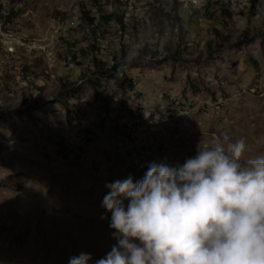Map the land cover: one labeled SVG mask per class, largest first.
Wrapping results in <instances>:
<instances>
[{
  "label": "rangeland",
  "instance_id": "obj_1",
  "mask_svg": "<svg viewBox=\"0 0 264 264\" xmlns=\"http://www.w3.org/2000/svg\"><path fill=\"white\" fill-rule=\"evenodd\" d=\"M0 1L21 4L22 31L35 37H53L72 3ZM251 6L230 19L212 6V22L193 21L184 6V28L164 39L172 41L173 54L139 55L136 44L154 39L155 27L145 26L129 40L118 69L103 75L91 54H81L89 46L82 30L57 35L43 65L31 54L6 58L0 69V250L6 258L0 263L67 264L80 252L102 257L115 243L101 206L105 185L129 175L135 182L150 162L182 164L200 143L240 138L244 158L264 153V15L251 13ZM67 40L78 53L72 66L64 65ZM25 64L46 73L36 80L41 107L30 114L21 105L25 84L16 80ZM60 80L75 84L74 91L63 93ZM135 122L143 132L135 140L121 137Z\"/></svg>",
  "mask_w": 264,
  "mask_h": 264
},
{
  "label": "clouds",
  "instance_id": "obj_2",
  "mask_svg": "<svg viewBox=\"0 0 264 264\" xmlns=\"http://www.w3.org/2000/svg\"><path fill=\"white\" fill-rule=\"evenodd\" d=\"M245 140L198 145L182 164L150 162L107 183L101 206L115 243L67 264H264V153Z\"/></svg>",
  "mask_w": 264,
  "mask_h": 264
},
{
  "label": "built area",
  "instance_id": "obj_3",
  "mask_svg": "<svg viewBox=\"0 0 264 264\" xmlns=\"http://www.w3.org/2000/svg\"><path fill=\"white\" fill-rule=\"evenodd\" d=\"M259 1L254 9L259 16H262L264 15V2L259 3ZM250 2V0H72L62 19L58 21V28L54 30L55 35L53 37H35L22 31L21 25L24 14L21 4L14 1H0V69L6 64V58L14 61L15 58L21 59L19 55L24 54H31L33 58L47 60L56 47L59 39L57 35L66 36L78 30H82V36L89 37V44L95 47L96 52L93 56L96 57L97 62L103 63L107 69H112L115 66H120L121 61L119 59L122 56L129 54L131 46L129 40L133 39L136 34L141 35V30L145 26L153 27L151 17L155 7L169 8L174 4L180 5L182 8L188 6L192 9V20L200 21L206 19L205 7L209 3L223 5L227 7L232 17H238V14L246 11L245 7L250 6ZM100 9L105 11L107 15L121 14L124 19L122 23L115 19L109 21L107 25L95 30V34L92 36L87 18L95 19V24H97L101 16ZM179 30L180 26L174 28V32H179ZM153 32L154 39L150 38L145 43L136 44L139 52L145 46L153 48L158 43L159 34L155 28ZM115 41L119 44L110 46V43H115ZM122 51L127 54H122ZM163 57L165 55H159L155 60ZM148 58L152 59L150 56ZM72 62L73 60L67 57L64 60V65L72 66ZM20 63L21 61L17 62V65ZM92 64L95 68L94 60ZM16 73L17 78L20 79L22 73L19 67H17ZM83 81L85 80L82 79L79 83ZM134 124L133 126L128 125V130H125L120 136H131L130 138L135 140L137 135L143 132L144 127L137 122Z\"/></svg>",
  "mask_w": 264,
  "mask_h": 264
},
{
  "label": "trees",
  "instance_id": "obj_4",
  "mask_svg": "<svg viewBox=\"0 0 264 264\" xmlns=\"http://www.w3.org/2000/svg\"><path fill=\"white\" fill-rule=\"evenodd\" d=\"M251 1V13L255 12V5L258 2V0H250ZM213 7H220L222 9V13L225 15V17H227V19L232 18V14L229 12V10L227 9V7L217 4V3H209L206 7H205V18L208 19V21L212 22L215 19L214 18V12H211V8ZM100 11V20L97 24H95V19H91V18H87L92 36L95 34V30L99 29L100 27H103L105 25L108 24L109 21L115 19L118 22L122 23L124 16L121 14H109L107 15L105 13V11L103 10H99ZM181 11H182V7L180 5L174 4L173 6H170L169 8H165V7H155L152 10V23L153 26L155 27L157 33L159 34V38H158V43L153 47L150 48L149 46H145L140 52L139 55H141L142 57H148L150 56L152 59H156L158 58L159 55H165V57H167V55H171L173 54L172 52V48L170 47V45L172 46V41L166 43L164 39H167L168 37V33L169 32H174V28L176 26H180V30H182L183 27V19L181 17ZM104 12V14H103ZM135 30V27H134ZM218 32V31H216ZM214 36H215V30L213 31ZM212 33V34H213ZM83 39H85L86 41L89 40V37H84ZM163 41L166 43L164 45V49L163 51H159L158 48H161V44L160 42ZM89 42V41H88ZM66 43V48H68L67 52L70 56H67L69 58H71L74 62H76L77 60V52L72 50V47L75 45V43H72L70 40L65 41ZM96 52V49L93 45L89 44V46L86 49H83L81 51V54H86L89 53L92 56L94 55V53ZM122 54H127L125 51H122ZM180 56V51H177L176 54L174 55L175 58H179ZM66 57V58H67ZM38 59V60H37ZM36 62L38 65H43V62L40 58H35ZM93 60L95 61V66H96V73L99 74H104L107 73L108 69L103 65V63L101 62H97L96 57L93 56ZM12 61V60H11ZM77 63V62H76ZM38 65H28L25 64L22 67L21 70V77L20 79H18L16 77V80H18V82H20V84H22L24 82L25 86L22 87V107H23V112L30 114L32 109H38L39 107H41L40 105V100L42 98V94H43V88L41 86H39L36 83V80L38 78H41L42 80H45L44 76H46L45 71H41L39 73L40 70L36 69L35 67H37ZM119 66H115L114 68H112V70H117ZM35 68V69H34ZM66 79V78H65ZM62 81V88H63V93L64 91L66 92V90H68L70 88V90L74 91V87L75 84H71L69 83V81L66 83L64 82V80H60ZM1 105V104H0ZM2 108L0 107V110Z\"/></svg>",
  "mask_w": 264,
  "mask_h": 264
},
{
  "label": "crops",
  "instance_id": "obj_5",
  "mask_svg": "<svg viewBox=\"0 0 264 264\" xmlns=\"http://www.w3.org/2000/svg\"><path fill=\"white\" fill-rule=\"evenodd\" d=\"M0 256L5 257V256H6V250H5V251H1V250H0ZM5 258H6V257H5ZM0 264H6V261H4V263H3V261H2Z\"/></svg>",
  "mask_w": 264,
  "mask_h": 264
}]
</instances>
